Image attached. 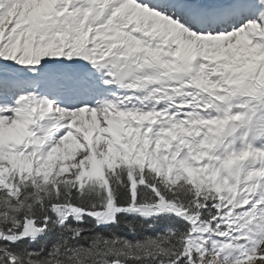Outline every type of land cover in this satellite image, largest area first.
Returning <instances> with one entry per match:
<instances>
[{"label": "snow or ice", "instance_id": "1", "mask_svg": "<svg viewBox=\"0 0 264 264\" xmlns=\"http://www.w3.org/2000/svg\"><path fill=\"white\" fill-rule=\"evenodd\" d=\"M0 264H264V0H0Z\"/></svg>", "mask_w": 264, "mask_h": 264}]
</instances>
